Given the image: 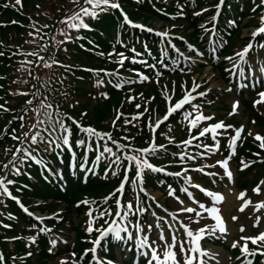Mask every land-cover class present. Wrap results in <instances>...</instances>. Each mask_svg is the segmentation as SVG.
I'll return each mask as SVG.
<instances>
[{"label": "trees", "instance_id": "trees-1", "mask_svg": "<svg viewBox=\"0 0 264 264\" xmlns=\"http://www.w3.org/2000/svg\"><path fill=\"white\" fill-rule=\"evenodd\" d=\"M37 1L22 0L18 5L16 0H0V105L3 109H8H0V177L13 181L7 185L11 195L21 196L29 209L33 210V205L41 201L39 205H47V211L62 212H59L62 219L56 218V222L47 223L44 228H50L56 233L73 228L81 249L80 240L85 232L79 225L74 228L69 223V213L74 212L83 217L86 206L81 202L91 199L89 201H96L100 207L96 216L98 224H105L103 217L112 218L119 193L107 202L105 198L116 192L125 180L124 169L129 167V162L124 156H133V150L148 144L145 126L146 123L150 124L154 109L159 106L160 100L151 89L152 78L156 76L154 72L168 76L171 75L170 70L174 74L181 71V64L174 55L162 59V45L153 34L127 26L119 10L123 9L132 21L149 23L162 20L172 26L173 32L179 29L186 31L190 27L197 32V23L212 15L211 7L217 0H196L197 9L190 6L189 0H113L119 3L120 9L109 8L101 12L97 19L84 17L90 30L67 28L66 33L71 39L66 43H60L65 40V36L58 37L56 29L65 17L71 16L81 6H86L84 0H53L55 11L35 6ZM260 10L258 0H225L219 17L220 25L229 23V29H225V34L222 35L227 43L224 46L225 54L230 53V48L241 40V18L249 14L256 17ZM217 32L222 34L219 28ZM195 35H192L191 41L201 49L199 37ZM262 45L264 37L256 41L252 57L259 53L260 48L264 47ZM122 56L125 58L123 65L119 63ZM162 61L163 64H160ZM45 64L51 66L45 67ZM137 72L143 73L149 80H142ZM127 73L131 74L129 78L123 76ZM146 89L150 92L144 94ZM131 96L132 100L129 99ZM29 100L32 101L31 104L27 103ZM47 104L52 107H44ZM188 109H184V112ZM46 113H51V117ZM182 114L183 112L161 127L157 133L158 144L155 147L158 150L155 154L134 155L143 157L153 167L162 169L156 172L145 169L143 183L139 186L131 183L136 177L134 165L127 173L129 182L124 185V192L120 195L121 203L124 204L127 197L132 196L143 206V211L133 210L130 213V219L134 222L139 215L140 221L145 224L149 222V207L145 191L142 192L141 188L159 192L165 198L170 191L178 195L183 183L170 174L188 170L197 160L195 152L189 146L173 143L183 141L188 136L181 124ZM252 114L258 127L264 128V119L256 112L252 111ZM60 119L71 128L69 139L72 152L63 146L49 147L41 141V137L43 141H47L64 134L57 123ZM73 121L83 128L96 130L104 138L90 137L80 131ZM25 133L29 136L39 133L38 142L31 144L30 141H25ZM106 134H110L111 139ZM176 134L177 138H170ZM13 135L20 137V140L12 139ZM80 140L85 143L77 147L76 142ZM200 140L195 142L194 147H197ZM57 142L60 141L57 139ZM205 143L212 144L209 138ZM117 145L121 148L117 149ZM105 146L112 148L121 157L119 166L112 164L115 157L109 153H104L96 161ZM243 146L245 150L240 159L252 162L254 168L264 172V162L260 164L264 161V150L260 145L248 141ZM17 147L28 148L51 171L45 170L43 165L31 159L21 164L20 158L15 162L20 175L14 174L11 165L5 169L4 165L12 160ZM191 156L195 159H190ZM19 157H23V153ZM82 164L85 165L84 170L81 168ZM87 169L93 171L88 172ZM113 171L117 174L113 175ZM150 209L158 215L156 205L154 209L152 206ZM102 212L105 213L103 217ZM40 229L36 222L21 213L8 195L0 194V252L4 257V263L0 264H46L50 259L53 262L64 251L52 247L49 232H42ZM33 238L35 243H32ZM124 244L123 241L118 242L111 239V236L108 237L103 255L112 259L117 247Z\"/></svg>", "mask_w": 264, "mask_h": 264}, {"label": "rangeland", "instance_id": "rangeland-1", "mask_svg": "<svg viewBox=\"0 0 264 264\" xmlns=\"http://www.w3.org/2000/svg\"><path fill=\"white\" fill-rule=\"evenodd\" d=\"M189 1L190 6L193 7V9H197L195 5L196 0ZM224 2L223 4H221V0L215 2L211 7L213 9L212 15L210 17H205L202 21L197 23V28L199 30L197 32H195L193 27H190L186 31L179 29L176 32H173L171 28L172 26L170 24H165L162 20L149 21V23L142 20L132 21L130 16L125 13L123 9L119 10L122 18V12H124L131 21V24L126 23L123 18L127 26L140 31L145 30L133 27L132 25H142L144 28L153 29L155 33L150 34H153L160 41L159 43L162 45V48H160V55L163 60L172 54L177 62L181 64V71L178 74H174L171 70L169 71L171 75L175 76H164L159 72H154V75L156 76L152 78L153 82L151 89L153 94L159 98L160 102L158 108L155 107L154 109L155 112L150 122L151 125H155L158 120L164 118L168 113L169 107L180 101L185 93L193 88L194 83L200 85L197 92L192 94L197 98L193 100L191 104L185 105L180 111L169 116L167 120L159 125L155 132H153L154 127L146 123L145 127L147 130L148 144L144 147L133 150L131 153L134 155H141L144 152L137 150L151 149L155 144H158L157 133L161 127L168 124L174 117L182 112L181 124L188 133V136L184 139L185 141L192 139V137H198L199 132L203 128L221 121L225 125H231L232 127L227 129V131L222 129L218 130V135L215 139H213L211 133L204 137H199L198 140H201L197 145H201V147H194L197 140H192V144L187 145L191 151L195 152L194 156L197 158L195 164L188 170L183 169L181 171H176L174 174H170L182 181L183 187L180 194L177 195L173 191H170L173 195H170L169 192L167 198H165L161 197V193L159 192H153L151 189L145 190L146 203H148L147 206L149 207V222L148 224H145L140 221V215L139 218L137 217V221L134 222L130 219L129 214L126 218L121 220L120 224H118L119 222L117 223L122 228L126 227L128 233H131L132 238L121 240L125 242V244L121 247H117L115 257L110 259L103 255V245L106 243V239L102 240V242L104 241V244L97 248L95 254L90 251L86 254V250L93 248V241L99 236V232L97 231H87L90 219L92 220V227L94 229H100L101 231L108 228L110 225L112 227L117 226L112 224L113 217L116 213V207L112 218L107 219L103 217L105 224L101 225L98 224L96 217L98 216L100 207H98L96 201H89L91 199H86L81 202L86 206V209L83 210V217L77 216L74 212L69 213L68 216V221L74 228L79 225V227L85 232V235L80 240L82 248L80 249L79 247V241L76 239V234L75 231H73V228L65 230L63 233L52 232L49 228L50 231L48 232L50 239L56 240L57 243L55 247L60 248L64 252L57 255V258L53 262L50 259L46 264H61L62 260L66 261L67 264H97L94 255L100 258L104 264H107L108 261H111L112 264H148L149 257L142 256L137 247L140 238L144 236L148 238L149 244L156 248L158 253L161 254V258H163L162 253L164 251L163 245L165 241L160 240L159 237L161 233L164 234L165 240L168 243H171L173 233H178L179 239H185L184 231L180 227L178 221H183V223L188 225L192 230L211 226L215 223L214 220L208 217L206 212L204 213V217L201 218L200 222L197 224L192 222L194 214H188L181 211L183 207H194L199 210L198 205L193 203V200L189 198L188 193H191L196 201L205 204L207 207L213 206L212 199L205 195L200 188L213 193L223 194L225 197L224 202L215 206L220 208L222 216L227 219H225V221L228 228L226 238H208L202 241L203 248L209 250L210 253L215 254L214 259L208 257L204 258L207 261V264H246L247 260H251L252 264H264V255L257 254L256 256L245 257L240 250V246L244 244V241L240 239L241 236L256 237L264 231V209L257 212L254 207L255 204L264 201V172H261L256 167L254 168L252 162L246 159H240L242 151L245 150V147L243 146L244 144H247L248 141H252V143L260 145L261 141H257L255 136L259 135L264 138V128H259L258 124L255 122L256 119L252 118L253 111L264 119V98L260 96V93H264V47H261L259 53L253 57L251 56V52H249L244 62H241L240 58L236 56V53L243 50L249 43L254 45L256 41L262 37H253V32L260 27L261 16L253 17L249 14L248 16L241 18L239 26L241 28V40L230 48V53L225 54L224 52L226 49L224 46H226L227 43L222 35L223 33L225 34V32H223L225 29H229V23L220 25L219 22ZM35 6H43L55 11L53 0H41V2L38 0ZM35 6L34 8H36ZM241 8H243V4H241ZM67 28V24L61 22L56 29V35L62 37L63 35L60 34L61 31L67 32ZM218 28L221 30L222 34L217 32ZM162 32H167L168 35L166 37L157 35V33ZM192 35H195L196 37L198 35L200 45L202 46L201 49L195 47L196 45L192 43ZM217 39L219 42H217ZM228 57H232L233 59L229 60ZM160 64H163V61ZM234 65H239V67H234ZM152 68L155 67L152 66ZM241 68L243 69L242 74ZM162 70H164V68ZM130 75V73H127L123 76L129 78ZM137 75L139 77H144V74L141 72H137ZM146 80L148 81L149 77H147ZM143 92L144 94L149 93L150 90L148 89L147 91L146 89ZM198 93H206V95L199 96ZM167 97H170V101ZM129 99L132 100L133 97L131 96ZM258 101L259 103H257ZM234 104H238V108L236 109L235 114L230 115V113L233 112ZM193 105L199 106V113H203L205 116H211L213 119L199 122L195 128H190L189 122L184 116L187 112H192L193 118L195 115L199 114L195 111ZM186 108L189 109L184 112V109ZM242 126L243 130L241 132V139L237 141L235 154L231 155V158L229 159V168L233 172V177L229 180L225 175L224 170L217 164V161H223L229 158L230 138L235 136L236 130L241 129ZM173 137L177 138L178 134L170 136V138ZM207 138L210 139L212 144L205 143ZM184 140L173 141V143L179 145L183 143ZM217 143L219 145L218 148L216 147ZM203 145L211 147L212 151H205ZM201 153L204 154L200 155ZM241 161L248 163L250 166L242 168ZM263 162L264 161L262 160L260 164H263ZM201 169L202 171H200ZM207 173H214L215 175H208ZM186 177H190L191 181L189 182ZM136 185L139 186L140 183L138 182ZM192 185H199L200 188L193 187ZM258 185L261 188V194H257L253 191ZM185 188L188 189V193L183 190ZM240 193H247L245 199H250L253 202V205H250L243 212L238 211L243 203L241 200L237 199V196ZM120 194L121 193H119L118 197ZM233 194H236V197H233V200L226 205L225 201L227 200V197H232ZM84 201H87V203H83ZM181 201H183V204ZM49 202H51V200H49ZM128 202L133 204V210L135 212L143 207L142 204H139V201L136 202L135 197L128 196L123 205H126ZM40 203L41 201H38L36 202V205H33L34 209L32 214H34L33 216L35 217L43 218L42 222L31 219L41 228H44L45 224L51 223L52 221L56 222V218L62 219V214H60L62 212L51 213L46 210L47 205H39ZM115 205H117V203ZM155 205L158 215L154 214L153 210L150 209L151 206L154 209ZM126 210L127 209L125 208L120 211L122 212ZM90 211L92 212L91 218L88 215ZM233 216H237L238 219L233 221ZM257 216L260 217L261 223L259 226L254 227L253 225ZM116 219H118V217ZM61 221L62 220H59V222ZM109 223L111 224L108 226ZM241 225L244 226L246 231H239ZM128 233H121V235L126 237ZM217 235L219 236V234ZM232 241H238L239 246L236 248L231 247ZM248 248L250 251H264V248L258 249V246L253 245L250 241L248 242ZM49 249H51V246ZM175 251L178 254V259H180V264H183V258L179 255V247H177ZM259 260L261 261L259 262Z\"/></svg>", "mask_w": 264, "mask_h": 264}, {"label": "snow or ice", "instance_id": "snow-or-ice-1", "mask_svg": "<svg viewBox=\"0 0 264 264\" xmlns=\"http://www.w3.org/2000/svg\"><path fill=\"white\" fill-rule=\"evenodd\" d=\"M223 2H224V0H221V4H223ZM16 3L19 5L22 3V0H16ZM262 3H264V0H262ZM84 5H86V6H81L71 16L65 17V19L62 20L61 22L67 24V27L69 29H75L77 31L80 29H89L90 30V26L84 22V19H83L84 17H91L92 19H97L101 12L107 11V9H109V8L120 9L119 3L113 2V0H84ZM197 15H199V13ZM124 20L126 23L131 24V21L128 19V17L126 15H124ZM260 24H261V26L256 31L253 32V37H257V36L264 34V16H261ZM132 26L137 27V28H143L142 25H132ZM145 30H147L149 32L153 31V29H145ZM60 34L65 36V40L61 41L60 43H66L71 39V37L64 31H61ZM30 35H32V33H30ZM157 35H160L162 37H166L168 35V33L162 32V33H157ZM262 46H264V45H262ZM252 48H253V44L249 43L243 50L237 52L236 56H238L240 58L241 62H244L246 56L249 54V52L252 50ZM29 55H36V54L35 53H29ZM40 59L42 61L44 60L43 57H40ZM124 59L125 58L122 56L121 60L119 61V63L121 65H123ZM228 59L231 60L233 58L228 57ZM44 66L50 67L51 65L45 64ZM234 67H239V65H234ZM242 73H243V69L241 68V74ZM106 74H108V73H106ZM108 75H112V74H108ZM141 79L146 80L147 77H141ZM119 86H121V85H117V87H119ZM199 87H200V85H196L194 83L193 88L191 90L187 91L185 93L184 97L180 101H178L177 103H175L174 105H171L169 107L168 113L165 115L163 120H158L155 125L150 124V126L159 127V125L161 123H163L164 120H167L169 118V116L180 111L185 105L191 104V102L197 98L196 96H193L192 94L197 92V89ZM198 95L204 96V95H206V93H198ZM260 96L262 98H264V93H260ZM167 99H169V101H170V97H167ZM27 103L31 104L32 101L29 100V101H27ZM257 103H259V101ZM44 107L51 108L52 105L47 104V105H44ZM137 107H139V105ZM193 108L195 109L196 112L199 113V106L193 105ZM237 108H238V104H234L233 105V112L230 113V115L235 114ZM0 109H3L2 105H0ZM3 110L8 111V109H3ZM46 115L51 117V113H46ZM184 118L186 120H188L190 128H195L199 122L208 121V120L213 119V117L205 116V115H203V113H199V114L195 115L193 118L192 112H187L185 114ZM20 119H23V118L21 117ZM118 119H119V116H118ZM73 122L77 123L75 121H73ZM41 123H43V121H41ZM57 123H59L60 129L64 133L62 136L57 138L60 142L58 143L57 139H50L47 141H43L42 137H41V141L47 143L49 145V147H51L52 145H55L56 148H62V146H63L64 148H67V150L69 152H72V145H71L70 139H69V137L71 135L70 126L65 124L63 119L58 120ZM33 127H36V125H33ZM77 127L80 131L87 133L90 137L95 136V137H98L100 139L104 138V135H102L101 133L97 132L96 130H94L92 128H83L78 123H77ZM231 127H232L231 125H225L221 121V122H218L214 125H210L209 127L203 128L199 132L198 137H192V139H190L188 141H184L183 143L186 145H191L192 140H198L199 137H204L209 133H211L213 136V139H215L216 136L218 135V130L222 129L224 131H227V129H229ZM242 130H243V126L241 127V129L236 130L235 136L230 138V143H229L230 156H229V158H227L223 161H217V164L224 170V173L229 178V180H231L233 177V172L229 168V159L231 158V155L235 154V148L237 145V141L241 139ZM53 131H55L54 127H53ZM38 135H39V133H37L36 135L29 136L28 133H25V141H30L31 144H36L38 142L37 141ZM50 135H51V133H50ZM106 135H108L109 139H111L110 134H106ZM12 139L20 140V137L13 135ZM255 139L257 141H261L260 147L262 149H264V138L260 137L259 135H256ZM25 141H21V143H24ZM84 143L85 142L83 140L77 141L76 146L81 147L84 145ZM113 143H115V142H113ZM160 147H163V146H160ZM197 147H201V145H197ZM203 147H204L205 151H207V152L212 151V148L207 146V145H203ZM216 147L217 148L219 147L218 143L216 144ZM120 148H121V146L117 145V149H120ZM87 150H90V149H86V151ZM157 150L158 149L154 146L151 149H144V150H137V151L155 154V152ZM20 153H23V157H19ZM104 153H109L111 156L115 157V159L112 161V164H115L117 166H119L121 164V157L119 155H116V153L113 152L112 148H109L107 146H105L103 148V151L100 153V155H98L96 157L97 162L103 157ZM203 154L204 153H201L200 155H203ZM73 155H74V153H73ZM18 158H20L21 164H23L27 159H31L35 163L43 165L45 167V170L51 171L50 169H47L46 165H44L43 160L36 159V157L33 156L32 152L28 150V148H23V147H17L16 148V151L13 153L12 160L9 161V164H5L4 168L8 169L9 165H11L12 166L11 170L14 172V174L20 175L21 174L20 169L15 166V162ZM189 158L195 159L194 156H191ZM124 159H126L129 162V167L124 169L125 180L121 182V187L118 188L116 190V192L111 193L109 197L105 198V202H107L108 199H111L112 196H115L116 193L123 194L124 185L129 182L127 173L131 170V167L133 165L136 168V177H135V179H133L131 181V183H133V184H136L138 182L140 184L143 183V172L145 169H149V170L154 171V172L162 171V169H158V168L153 167V165L150 164L147 161V159H144L143 157H138V156L133 155V156H124ZM241 164H242V168H247L250 166L248 163H246L244 161H241ZM81 168H82V170H84L85 165L82 164ZM87 171L92 172L93 169H87ZM200 171H202V169ZM107 172H108V169H106V174H107ZM112 174L116 175L117 172L113 171ZM207 174L208 175H215L214 173H207ZM186 179L189 182L191 181L190 177H186ZM12 183H13V181H10V180L6 181V177H0V194L8 195L9 197H11V193H10L7 185L12 184ZM192 186L196 187V188H200L199 185H192ZM140 190L142 192L145 191L143 188H141ZM183 190L186 193H188L187 188H185ZM200 190L203 191L205 193V195H207L208 197H210L212 199L213 206L207 207L205 204L200 203L199 201H196L195 198L192 197L191 193H188L189 198L193 200V203L198 205L199 210H197V208H194V207H183L181 209V211L184 213H188V214H194V217H192V222L197 223V224L200 222V219L204 217V213L206 212L208 214V217H210L212 220H214L215 223L211 226H205V227L199 228L197 230H192L188 225H185L183 223V221H178L180 227L184 231L185 239H179V234L173 233L172 237H171V243H168L165 240L164 234L161 233L159 238H160V240L165 241V243L163 245L164 251L162 253L163 258H161V254L158 253L157 249L152 247L151 244H149L148 238L146 236L140 238V242L137 245V247L139 248L142 256L149 257L148 264H180V259H178V254L175 251V249L177 247H179V255L183 258V264H194V262H195V264H207V261L204 259L205 257H208L210 259L215 258V254H212L208 250L203 248L202 241H204L208 238H226L227 237L228 228H227L225 218L222 216L220 208L215 206V205H218L220 203H223L225 197L223 196V194L213 193V192L205 190L203 188H200ZM253 191L257 194H261L260 186L258 185L257 188H255ZM169 194L173 195V193H171V192ZM246 196H247V193H240L237 196V199L241 200L243 202L238 209V211H240V212H243L250 205H253V202L250 199H245ZM12 198L15 199V197H12ZM83 203H87V201H84ZM116 203H117V207L119 209H121V210H123L125 208L127 209L126 211H122V212L117 211L115 213V215L117 217H120L121 220H123L130 213L133 212V204L131 202H128L126 205H123L121 203L120 198L118 197L116 200ZM181 203L183 204V201H181ZM254 207H255V210L257 212H259L261 209H264V201H261L258 204H255ZM25 211L27 212V209H25ZM139 211H143V209H139ZM108 214L111 215V213H108ZM29 215H34V214L29 213ZM88 215L91 218L92 212L90 211L88 213ZM103 215H105V213L102 212L101 217H103ZM35 218L38 221L42 222L43 218H40V217H35ZM174 219H175V217H174ZM237 219H238L237 216L232 217L233 221H236ZM260 223H261V219L259 216H257L256 221H255L253 226L257 227L260 225ZM112 224L117 225V226L112 227L110 225L108 228L101 231L100 229H94L92 227V220L90 219V223H89V227H88L87 231H89V232L97 231V232H99V236L95 241H93V245H94L93 248L86 250V254L89 251L92 252L93 254H95L97 251V248L102 246L101 245L102 240H105L106 238H108L109 235H111V239L118 241V242L123 240V239H131L132 238L131 233H128V229L126 227H123V228L120 227L117 224V221L115 219H113ZM137 227H139V226H137ZM40 231L47 232L50 230L47 228H41ZM141 231H142V229H141ZM239 231L244 232V231H246V229L244 228L243 225H241ZM121 233H128V235L126 237H124L121 235ZM217 234H219V236ZM240 239L244 241V244L242 246H240V250H241V253L243 256H245V257L256 256L257 254L264 255V251H258V250L257 251H250L248 248V242L249 241L253 245H257L258 249L264 248V231H262L256 237L241 236ZM32 243H35V238L32 239ZM50 243L52 244L53 247H55L57 241L52 240ZM153 243H155V242H153ZM238 246H239L238 241H232L231 242V247L236 248ZM50 251H51V249H50ZM28 255H31V253H28ZM94 259L97 261V264H104V262L100 258L96 257L95 255H94ZM238 259H239V257H238ZM3 260H4V257L2 255H0V262H2ZM61 264H67V262L62 260ZM107 264H112V262L108 261ZM246 264H252V261L247 260Z\"/></svg>", "mask_w": 264, "mask_h": 264}, {"label": "bare ground", "instance_id": "bare-ground-1", "mask_svg": "<svg viewBox=\"0 0 264 264\" xmlns=\"http://www.w3.org/2000/svg\"><path fill=\"white\" fill-rule=\"evenodd\" d=\"M235 195H236V194H233L232 197H231V196H228V197H227V200L225 201V204L228 205V204L233 200V197H236ZM226 217H227V216H226ZM225 219H226V218H225ZM226 220H227V219H226ZM208 251H209V250H208Z\"/></svg>", "mask_w": 264, "mask_h": 264}]
</instances>
